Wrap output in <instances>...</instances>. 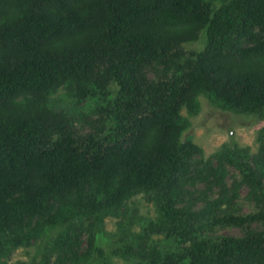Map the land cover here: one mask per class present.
<instances>
[{
  "label": "trees",
  "instance_id": "1",
  "mask_svg": "<svg viewBox=\"0 0 264 264\" xmlns=\"http://www.w3.org/2000/svg\"><path fill=\"white\" fill-rule=\"evenodd\" d=\"M203 33V49L182 48ZM62 89L97 102L95 123L74 116L87 133L53 103ZM201 95L264 117V0H0V264L47 227L62 229L46 254L64 258L80 222L125 217L140 192L159 213L131 237L129 264H264V142L257 169L244 171L258 211L224 212L237 197L226 163L192 172L202 148L182 140L191 124L182 110L197 114ZM197 179L222 194L195 211ZM223 223L244 235L217 234ZM94 246L78 262L103 253Z\"/></svg>",
  "mask_w": 264,
  "mask_h": 264
},
{
  "label": "rangeland",
  "instance_id": "2",
  "mask_svg": "<svg viewBox=\"0 0 264 264\" xmlns=\"http://www.w3.org/2000/svg\"><path fill=\"white\" fill-rule=\"evenodd\" d=\"M205 34L199 38L182 44V48L188 50H201L206 44ZM151 78H157L153 69H147ZM200 110L197 114H188L186 109L182 113L191 121L187 130L183 132L182 140L190 138L202 148V153L193 157L192 172L200 171L201 168L208 166L210 161L212 165H217L220 160L226 163L227 173L225 183L228 190L235 192L237 197L234 199L233 207L223 205L226 213L232 212L235 215L254 214L258 211L256 201L253 194L250 193V187L244 182V171L250 166L251 169H257L255 161L258 160L261 152V146L264 142V117L257 113H245L220 106L210 100L208 97L201 95ZM53 103L56 104L58 110H62L72 118V122L76 129L81 133H87L91 130V126L75 119V115L84 116L89 114L92 122L100 117L98 104L91 99H87L80 104L76 103L64 89L60 90L53 96ZM89 112H93L90 114ZM229 149H236L240 153L245 154L240 162H227L223 158L225 152ZM202 171V170H201ZM191 172V173H192ZM206 171H202L204 175ZM208 180H196V187L191 189L195 194L203 192L202 200L196 198L193 201L192 208L197 211L205 203V197L215 200L222 194L221 188L214 184H210ZM210 188H209V187ZM264 186V178H263ZM187 199V198H186ZM188 200L181 201L179 206L187 204ZM159 206L152 200L148 199L143 192L135 194L128 199V209L125 217L106 215L99 225H93L89 219L80 222L78 228V246L73 247L68 255L60 258L59 252H53L50 256L47 253L50 249V241L62 229L61 227H47L44 234L38 239H34L30 245H21L15 248L9 256L3 258V264H129L132 260L127 256L130 253H124L131 244V237L143 231V224L149 219L156 218ZM229 209V210H228ZM120 222L126 224L124 230ZM251 228L259 230L261 227L252 223ZM246 228L232 224H220L216 226V233L220 235L242 236ZM162 237L160 234H153V238ZM90 239H94V248H101L103 253L96 250L93 252L95 257H87L91 253ZM49 245V247H48ZM175 244L171 242V249L174 250ZM66 253V252H65ZM86 254L87 257L79 262L77 257ZM47 255V256H46ZM94 258V259H93Z\"/></svg>",
  "mask_w": 264,
  "mask_h": 264
}]
</instances>
